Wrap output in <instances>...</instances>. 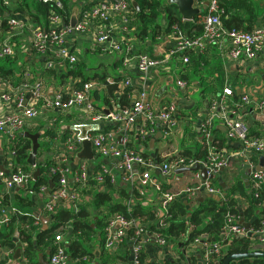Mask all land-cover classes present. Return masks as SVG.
Segmentation results:
<instances>
[{
  "label": "built area",
  "instance_id": "1",
  "mask_svg": "<svg viewBox=\"0 0 264 264\" xmlns=\"http://www.w3.org/2000/svg\"><path fill=\"white\" fill-rule=\"evenodd\" d=\"M43 1L55 2V8L50 12L48 28L34 27L26 18L16 14H9L6 17L8 30L4 33V39L0 41V62L15 56L16 52L20 51L22 55L35 53L45 56L48 70L56 67L63 68L67 64L75 65L78 59L71 50L70 39L95 30L94 48L104 56L122 55L125 67L131 66L134 62L135 69L143 79L149 77L163 63L149 54H134L131 40L118 38L116 31L123 34L131 32L129 31L133 20L131 0H96L87 3L79 8L78 23L75 28L70 26V22L65 23L67 11L60 0ZM76 2L77 0H72L73 4ZM0 3L6 8L12 6V0H0ZM201 25L203 32L199 36L187 35L178 26H174L170 34L172 47L167 52L164 62H168L171 57L182 56L186 52L204 53L208 47L224 42L229 44L226 57L232 61H254L264 53V24L251 31L226 28L221 20L220 0L209 2L207 14L203 16ZM182 59L185 63H189L188 56L183 55ZM20 80V83L15 84L10 79L0 76V101L14 108L12 112L0 116V142L3 139L6 145L3 147V154L0 152V183L4 187V193L12 190L30 191L31 183L34 181V172L15 168L13 144L17 137L33 129L34 123L44 115V112L70 114L77 111L78 124L101 125L103 128L110 125L112 128V130L103 129L94 135L90 134L89 141L94 152L101 158L114 160L117 168L124 172L125 182L131 183L138 179L143 187L152 185L160 194L161 210L158 214V228L162 229L167 225L170 218L168 205L183 195H186L188 201H196L197 195L201 192L222 197L221 189L212 184V179L204 181L200 172L195 173V179L198 182L187 187L185 191L171 192L166 190V185L177 169L194 167L196 164L207 169L209 176H218L222 169L229 165L231 156L226 153L213 151L204 161H187L179 158L172 162L158 164L153 158L144 156L139 149L129 146L133 138L144 142L147 137L154 135L157 131L164 136H169L178 127L176 96L170 103L160 108L147 102L144 93L139 98H135L130 106L123 108L112 99L111 107L103 111L95 103L93 96V93L103 88L98 81H84L74 87L60 86L56 88L52 98H49L44 81L35 79L29 69L23 71ZM111 80L113 79H109L108 82ZM176 84L179 90H185L188 87L187 82L181 78L176 80ZM128 87H132L129 79L120 83V93H124ZM131 96L130 94V98ZM233 96V88L227 86L218 99L211 101L207 116L200 120L201 132L208 144L214 123L217 120L223 122L227 139L238 143L241 148L236 157L242 161L243 166L250 173L249 195L259 198L258 190L264 186V173L258 172L257 167L259 158L264 156V136L251 135L249 123L233 116L247 107L264 114V99L245 93L241 96L239 103L230 105ZM55 120H50L48 126L53 125ZM82 148L83 142L77 135L67 137L57 145L55 165L49 170L50 178H56V188L50 192L49 200L45 205L46 212L50 216L56 214L61 207H73L77 210L81 190L90 180H96L98 183H104L107 179L111 182L116 181V177L105 167L96 176L91 177L87 165L82 163L75 166L74 159ZM252 157H257L258 160L255 161ZM2 162L4 167L7 163L9 174L2 170ZM157 169L160 170V175L154 178L153 173ZM46 187L42 188V192L48 191ZM133 206V200L127 202L129 212L133 210ZM10 210L14 214L17 213L14 207ZM242 216L226 215L223 226L224 239L251 238L253 241L256 240L258 248L264 251V216L256 229L252 226L249 229L246 228L242 224ZM9 220L10 213L6 209L4 198L0 197V227L8 225ZM30 228V226L26 227V229ZM131 229H133L132 235H130ZM105 231V248L108 251L121 247L127 241L131 244L132 264H144L140 258L141 252L151 241L160 249L166 250L171 247L161 233L149 234L139 218H128L122 213L110 216ZM18 235L20 236L19 232ZM206 239L207 235L197 238L190 246V250L201 247L203 249L202 264H210L214 260L212 256L217 258L214 261L218 264L223 257V247L216 244L210 248V245L205 242ZM18 242L22 252L19 260L14 259V250H8L0 245L4 264H29L28 258L23 255L25 245L21 241ZM65 247L63 233L57 232L49 264H69Z\"/></svg>",
  "mask_w": 264,
  "mask_h": 264
},
{
  "label": "crops",
  "instance_id": "2",
  "mask_svg": "<svg viewBox=\"0 0 264 264\" xmlns=\"http://www.w3.org/2000/svg\"><path fill=\"white\" fill-rule=\"evenodd\" d=\"M95 1L96 0H77V2L70 8V18L75 7L80 6V4H82V6H85V4ZM160 1L163 3V5L161 8V17L159 18V22L165 24L166 8L164 5H166L167 0ZM200 1L205 3L210 2L211 0ZM225 5H228V7H230V14H234V16H239L240 18L245 19L250 23L251 27L253 26V28L259 27L264 24V0H226ZM1 7L2 6L0 4V10ZM207 11L208 6L206 7L204 14L199 16L198 20L196 19L198 22L197 24L201 25L202 18L207 14ZM222 12H225V8L222 10ZM181 19L185 23L182 17ZM194 22L195 20L191 22V24ZM116 33L120 40H131L132 45L134 46V54H138L137 51L139 50L144 53H148L154 58L163 61L161 66L153 71V73L149 77L143 79L135 69L134 62L131 64V66H124V57L122 55H115L111 57L112 60L102 59L104 55H102L99 50L94 48L93 41L95 30H91L87 33L77 36L76 38L70 39L69 44L72 52L78 59V64H67L63 68L56 67L55 69H53V71L47 72L46 57L34 53L30 55H18L16 62L9 67L6 66V69H12L16 72L15 74L17 75V79H14V81H16L14 83L16 84L21 81L20 79L23 73H21L20 67H22V64L25 65L27 67L26 69H29L33 73L35 79H42L44 81L47 96L49 98H52L56 88L60 86L74 87L83 81H100V79L103 78H122L123 80L121 81V83L125 82L128 79L131 80L132 96L130 98V103H132L135 98H139V96L144 93L146 97L145 100L147 102L151 103L156 108H160L167 105V103H170L173 97L176 96L178 98L177 104L179 125L175 130H173L172 134L167 137L164 136V134L160 131H157L154 135L147 137L144 143H142L141 140L133 138L136 140H134V143L130 145V147L132 146L131 148H137L144 154L148 155V157L153 158L158 164L161 163L157 161V152L158 154L161 153L163 157H173L172 155H178L185 150H192L196 153L199 148H201V150L207 148V144L204 143L203 135L201 132L200 120L207 116L208 107L211 101L213 99H218L223 94V91L227 86H231L234 92L236 91L239 97H241L245 93H248L253 97L264 99V53H262L254 61H232L226 57V52L229 48V44L228 42H224L208 47L204 53L192 52V54L189 56V63H185L182 59V56L180 55L171 57L168 62H164L166 59L167 50L165 42L163 41L166 40V44L168 45V38L163 40L157 37L153 43L148 39L145 40V42L147 41V44H145L144 42L142 45L138 43L139 41L135 37L134 31L124 34L116 31ZM195 34L196 33H193V35ZM171 47L172 45L170 44V48ZM79 64H83V70H80L78 72L79 75L74 76L70 74V71L73 68H77V65ZM0 66H3V62H1ZM63 75L66 76L62 77ZM240 76L243 78H239ZM178 78H181L187 82L188 87L185 90H179L176 84V80ZM63 82H65V85L62 84ZM93 96L98 107L103 111L107 110L108 105H106L104 102L105 98L107 97L105 87L97 90L95 93H93ZM234 102L236 101L231 99L230 105H232V103L234 104ZM13 110V106L2 103L0 101V116L6 115ZM235 112L237 113L238 111L236 110ZM74 113L77 115V118L75 119V123L72 126L81 125L78 124V112L73 111L70 114ZM52 114V111H47L46 113L44 112V115L34 123L35 125L33 129L39 130V132L43 135L46 127L49 124V121L51 120L50 117L52 116ZM229 115L231 116V114ZM261 115L262 114L254 110V108L247 107L243 108L239 113H237V115H234L233 117L247 121L250 125V128H252V131H254L257 136H264V121H261ZM107 128L109 130H112L110 125L105 126L104 130ZM66 129H68V127L66 125H63L61 129L56 130L58 133L53 141L54 149L46 150L45 148H41L36 159L37 163L45 164L46 161L54 160V157L56 156L57 145L61 140H64V137H62V135L58 136L59 132L61 133L62 131V133L65 134ZM70 131L71 134H69V137L72 135L78 136V133L72 131L71 129ZM91 135H94V133H92ZM41 138H43L44 140L43 143H46L48 141V139L44 138L43 136H41ZM209 141H214L215 143V147L212 149L213 151H222L231 156L229 159L230 161L228 167L225 168V170L222 171L218 176H216L215 180L219 185L220 183L225 184L227 188L225 192H228V190L231 189L233 185H235L238 179L242 180L247 188L246 193L248 196H250V184H248L250 183V173L246 170L245 166H243L242 161L236 157V154L240 151L241 148L238 143L229 141L227 139L225 127L222 121L217 120L214 123ZM226 145L231 146L232 148L227 149L228 146L226 147ZM1 147L2 150L3 147H6L3 139L1 140ZM81 151H83V148ZM92 151V159H81L78 162L77 157H75L74 165L76 166L78 164L81 165L82 163H84V165H87L89 167L90 173L93 176H96L100 171H102L103 167H105L116 177V181L111 182L109 179H107L104 183H98L96 180L92 179V183L90 182L81 190L78 206L80 210L86 211L90 215V217L93 218L92 228L95 229L94 232L90 233L91 239H86L84 241V247L90 252L92 257L87 256L82 261L78 258L72 259V253H70L68 254L70 260L69 264H132V251L131 249L129 250L128 244L126 245V247L115 248L113 251H111L113 252L111 260H105V246L104 244H102L103 241L101 242L102 235L99 228L96 227V221L99 217H102L106 213V210L104 206L97 207L95 199L96 195L103 193L109 194L113 200L111 205H113L114 203L124 204V199L120 196L119 189L121 190L122 188H125L129 193L132 194L133 192H137L141 195L140 201H142V207L147 212L153 211V216L151 215L150 218L145 213L139 215L142 224L148 228H153L154 226L156 227V225H158V214L161 210V196L157 191H155L152 185L143 187L138 179H135L131 183L125 182L123 180L124 172L117 168L114 160L101 158L94 152L93 149ZM96 157H99L100 159L96 160ZM2 164V170H4L5 172L9 171L7 169V163L5 165L6 168L4 167L3 162ZM178 170L179 169H177L174 172L173 176L169 179V182L166 185V190L171 192H179L183 191L184 188L195 185L198 182L195 179V173H193L194 178L193 180H191V176H193L192 173H177ZM153 174L154 178H158L160 175V170L157 169ZM51 179L52 178H50V180ZM36 181H33L31 183L30 191H24V193H26L23 195L28 198L29 202H31V207L21 211L22 213H25L24 216L21 215V218L26 217V222L24 224L26 227H31V234H34L35 231H37V233L41 230L46 231L48 229H51L53 226L52 220H50V222L45 220L52 217L46 212L45 205L49 200L50 192L56 188L55 181L53 180L54 188L52 190L50 189L49 182L47 185L41 186L39 190H35L34 186ZM214 186L217 187L216 185ZM43 187H46L48 190L46 192L49 193H46L45 191L42 192ZM20 192L22 193V191L12 190L8 193H4V187L0 183V197H3V195L9 197V205H6V209L8 213H10V220L8 224H10L12 220L17 217L15 216L16 214L12 213L10 209L14 207L18 212V204H16L15 198L16 194H19ZM21 193L19 195H21ZM208 195L210 194L205 192H201L199 195H197L195 199L196 203L195 205L193 204V208L198 205L197 203L210 198ZM225 196L226 193H223L221 199H224ZM233 197L238 204L236 209H239V211L242 213L246 209L245 207L247 205L244 196L240 195L237 192ZM131 198L132 199L130 200L134 199V197ZM135 202L136 201L133 200L134 205ZM149 209L151 211H149ZM242 217L245 220L244 216ZM21 218H15V220L19 222ZM245 222L251 223L246 220ZM1 228L2 227H0V229ZM72 230L73 227L71 226V224L60 226L56 230V235L57 232L63 233L67 249H69V246L71 245V242L75 240V237L69 238L66 231L71 232ZM18 232L19 230L17 227L14 231L13 237L16 238L17 241H20L21 239L18 235ZM254 249L262 250L261 248H258L257 244L254 246ZM40 254L44 256L45 260L49 261L52 253L49 249V246H45L44 253L40 251L37 252L38 263ZM202 254L203 249H201V247H196L195 249L190 250V247L184 249V247H182V244H180L176 247L173 245L170 248L164 250L160 249L155 243H152L151 241L142 250L140 258L144 264H163L167 263V261H170V264H202ZM4 262V257L2 253H0V264H4Z\"/></svg>",
  "mask_w": 264,
  "mask_h": 264
},
{
  "label": "trees",
  "instance_id": "3",
  "mask_svg": "<svg viewBox=\"0 0 264 264\" xmlns=\"http://www.w3.org/2000/svg\"><path fill=\"white\" fill-rule=\"evenodd\" d=\"M60 1L65 5L67 11L66 13L67 18L65 19V23L68 24L70 22V18H69L71 13L70 8L74 4L72 3V0H60ZM136 2L139 5V11L136 10L135 8H132L133 14L131 18L133 20L130 24L129 30L134 31V35L138 39L139 44L143 45L145 40L148 39L153 43L157 37L163 40L168 38V45L166 44V40L163 41L165 42L166 50L168 52L171 49L170 34L172 33L174 26H178L185 34L190 36H199L203 32L202 25L197 24L198 17H196L195 22L192 23L187 30H185V23L182 21L178 9L175 5H170V6L164 5L166 8L165 10L166 19H165V24H162L161 22H159V18L161 17V8L163 5V3L160 0H136ZM0 4L2 6L0 10V16H1L0 41L4 39L5 37L4 33H6L8 30V18H6L5 16L6 14H10V15L16 14L23 18H26L30 22V24L34 27L48 28L50 12L55 8L54 1L44 2L43 0H12V6L10 8L4 7L2 3ZM225 4H226V0H220L221 20L226 28L228 29L236 28L245 31H251L253 29V26L251 27L250 23L247 22L245 19H242L239 16H234V14H230L229 13L230 7H228V5ZM224 8H225V12H222ZM193 33L196 34L193 35ZM145 44H147V41L145 42ZM137 53L146 54L141 50L137 51ZM20 54L21 52L17 51L15 56L1 61L3 62V66H0L1 77L10 79L12 82H16L14 81V79H17V75L15 74L16 72L12 69L7 70L6 66L9 67L13 65L16 62L17 56ZM191 54L192 52H186L183 55L189 57ZM82 65L83 64L77 65V68H73L70 71V74L74 76L79 75L78 72L80 70L82 71ZM21 66L22 67H20V71L22 73L23 71L26 70L27 67L23 64ZM46 71L51 72L53 70L46 69ZM64 76L66 75H63L62 77ZM108 80L109 79L103 78L100 79V81H98L106 89L107 97L104 100L105 104L108 105V107H111V100L113 99L116 101V104L121 108L130 106L131 105L130 94L132 88L128 87L125 90V92L121 94L120 83L123 79L114 78L110 82H108ZM62 84L65 85V82H63ZM232 99L236 101L234 103H239L241 97H239L235 91ZM76 118L77 115L75 113L58 114L53 112L50 119L51 120L56 119V120L53 123V125H49L46 127V130L42 136L48 139V141L46 143L41 144L40 149L41 148H45L46 150L54 149L53 141L58 133L56 130L61 129L63 125H66L68 129H66L65 134H63L62 131L61 133L59 132L58 136L62 135L64 139L69 137V134H71L70 127L74 125ZM30 132L37 133L39 132V130L32 129L30 130ZM251 135L257 136V134L254 131H252V128H251ZM132 140H133L132 143H134V140L136 139H132ZM132 143L130 145H132ZM204 143L207 144L205 140ZM227 146L228 145H226V147ZM214 147H215L214 141H209V143L207 144V148H205L204 150H201V148H199L196 153L195 151L192 150H185L179 153L178 155H172L173 157L171 156L163 157L161 153L158 154L157 152L156 158L159 163L172 162L179 158H184L187 161H192V160L204 161L213 152L212 149ZM231 148H232L231 146L227 147V149H231ZM13 150L15 152L14 162L16 169L22 168L23 170L29 172H35L36 170L40 171V175L35 183L34 189L39 190L41 186L47 185L50 180L49 170L55 165L54 160L46 161L45 164L37 163V166L35 168L30 166L28 163V158L30 153L32 152V142L30 139L20 136L17 137L16 141L13 144ZM144 156L148 157V155L146 154H144ZM252 158L254 160H258L257 157H252ZM53 180L56 181V178L54 177ZM90 182L91 180L89 181V183ZM211 182L213 185H216L218 188H220L222 193H226L224 199L218 201L214 198H207L204 201L197 203L198 205H196L193 208V204L195 205L196 201L190 200L186 205L185 199H183V197H180L168 205V211H169L168 216H170V218L167 221L166 227L160 229L156 225V227L154 226L153 228L152 227L148 228L145 225H143L145 227L146 232H148L149 234L155 232L161 233L167 239L170 246L174 245L176 247L177 245L182 244V247H184V249L194 244L197 238L203 235H207V239L205 242H207L210 245V248H213L214 245L216 244H220L223 247L222 249L223 257L221 262H224L227 256L231 254H244V253H251L254 251H263V250L254 249V246L257 244V241L256 240L253 241L251 238H243V239L230 238L228 240L224 239L223 226L226 215L231 214V215L240 216L243 214L245 220L251 222L252 228L256 229L259 226L262 216H264V186H262V188L258 190L259 198H256L255 196L247 195L246 193L247 188L242 180L238 179L235 185H233L232 188L228 190V192H225V190L220 187V185L215 179L211 180ZM237 192L240 195L244 196V199L247 204L245 207L246 209L242 213L239 211V209H236L238 204L233 197ZM25 193H21V195L16 194L15 200H16V204H18L17 205L18 212L16 213L15 216L17 217L15 218H21V215L24 216L25 213H22L21 211L31 207V202H29L27 197L23 196ZM119 194L124 199V204L114 203L113 205H111L113 200L112 197L107 193L97 194L95 198L97 207L104 206L106 210V213L102 217H99L96 221V227L99 228L101 232L102 235L101 242L103 241L102 244H104V246L106 239L105 230L108 221L110 219V216L112 214L122 213L128 218L130 217L139 218V215L145 213L150 218V216L153 213V211L147 212L142 207L141 204L142 201H140L141 195L138 194L137 192H133L132 194L129 193L125 188H122L121 190L119 189ZM130 196L134 197L133 200L136 201L135 205L133 206V210L131 212H129L127 208L128 200L132 199ZM3 198L5 205H9V197L3 195ZM149 211L151 210L149 209ZM15 218L12 220L10 224L2 226V228L0 229V245L3 248L14 251L20 248L19 242L17 241L16 238L13 237L15 229L18 227L19 234L21 237L20 241L25 245L23 255L26 258H28L29 264H39L37 252L40 251L44 253L45 246L46 247L49 246L51 253H53L54 251L53 242L55 241L56 230L60 226H64L66 224H71V226L73 227V230L71 232L66 231L68 233V237L69 238L75 237L74 241L70 239L72 242L71 245L69 246V249L65 247L67 254L72 253L71 254L72 259L78 258L79 260L82 261L87 256L92 257L90 252L84 247V241L86 239L90 240L91 239L90 233L95 231V229L92 228L93 218L90 217V215L86 211L80 210L79 207L77 210H74L73 207H61L56 212V214H54L51 217L53 223L52 228L46 231L41 230L38 233L37 231H35L34 234H31V229H26V226L24 224L26 222V217H22L19 222H17ZM132 234H133V229H131L130 231V235ZM127 244L129 245L128 247L130 250L131 244L128 243V241L125 242L121 247H126ZM105 252H106L105 260L106 261L111 260V257L113 256V252L108 251L106 248H105ZM212 258L214 260L217 259L215 256H212ZM214 260H212L210 264H216ZM163 264H170V261H167V263H163ZM231 264H264V259L262 258L243 259L239 261H234Z\"/></svg>",
  "mask_w": 264,
  "mask_h": 264
},
{
  "label": "water",
  "instance_id": "4",
  "mask_svg": "<svg viewBox=\"0 0 264 264\" xmlns=\"http://www.w3.org/2000/svg\"><path fill=\"white\" fill-rule=\"evenodd\" d=\"M131 3H132L133 8H135L136 10L139 11V5L137 4L136 0H131ZM170 5H175L177 7L179 14L181 15V17L185 21V30H187L189 28L191 22H193L196 17H199L202 14H204L206 7L209 6V2L203 3L200 0H167L165 6H170ZM81 6H82V4H80V6H78V7H75L72 11L71 18H70V26L72 28H75L77 23H78L79 8ZM8 16H9V14H6V17H8ZM106 112L108 113L109 111H106ZM260 119H261V121H264V114H262L260 116ZM70 129L72 131L78 133V138L81 139L83 142V151H81L77 155L78 162L81 159H92L93 151H92V144L89 141V136L92 133L102 131L104 128L101 125H82L81 124V125L71 126ZM19 136L24 137V138H28L31 140L32 152L29 155L28 163L30 166L36 167L37 166L36 159L38 156L39 149L41 147L39 139L41 138L42 133H40V132L30 133V132L26 131V132L21 133ZM120 140H122V137H120ZM0 152H1V154H3L1 142H0ZM224 170H225V168L222 169V171H224ZM257 171L264 173V156H261L259 158V165L257 167ZM6 172L9 173V171H6ZM196 172L201 173V176H202L204 181L207 179H212V180L216 179L215 176H209L207 169L203 168L199 164H196L194 167H182L181 169H179L177 171V173H196ZM39 175H40V171L36 170L34 172V181H36L38 179ZM49 184H50V189L52 190L54 188V183H53L52 179L49 181ZM220 187L224 190L227 189L224 183H220ZM185 189L186 188H184L183 191H185ZM208 196L210 198H214L218 201L221 200V197H219V196H213V195H208ZM183 199H186V195H183ZM185 204L186 205L188 204V200H185ZM45 220L50 222L51 218L45 219ZM242 224L248 229L251 227V223L245 222L244 219H242ZM20 256H21V249L19 248L16 250L14 258L19 259ZM257 258L264 259V251H254L251 253H244V254H231V255L227 256V258L224 260V262L220 261V262H218V264H231L234 261H239V260H243V259H257ZM39 263L40 264H49V261L45 260L44 256L42 254H40Z\"/></svg>",
  "mask_w": 264,
  "mask_h": 264
},
{
  "label": "rangeland",
  "instance_id": "5",
  "mask_svg": "<svg viewBox=\"0 0 264 264\" xmlns=\"http://www.w3.org/2000/svg\"><path fill=\"white\" fill-rule=\"evenodd\" d=\"M146 54H148V53H146ZM149 55H150V54H149ZM114 56H115V55H114ZM111 57H113V56H103L102 59H109V60H112ZM82 70H83V69H82ZM85 73H86V72H85ZM87 76H89V75H87ZM87 76H86V77H87ZM239 78L242 79L243 77L240 76ZM252 85H253V84H252ZM251 88H252V87H251ZM43 141H44L43 138H41V139H40V143L43 144ZM98 159H100V158H99V157H96V160H98ZM192 175H193V176H191V180H193V178H194V174H193V173H192ZM22 193H24V191H22Z\"/></svg>",
  "mask_w": 264,
  "mask_h": 264
}]
</instances>
